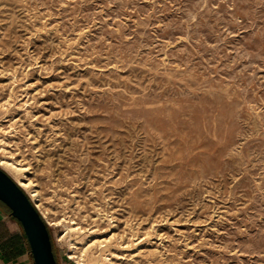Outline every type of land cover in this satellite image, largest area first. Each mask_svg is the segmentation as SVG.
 Instances as JSON below:
<instances>
[{
  "label": "rangeland",
  "instance_id": "374dc122",
  "mask_svg": "<svg viewBox=\"0 0 264 264\" xmlns=\"http://www.w3.org/2000/svg\"><path fill=\"white\" fill-rule=\"evenodd\" d=\"M1 162L57 264H264V0H0Z\"/></svg>",
  "mask_w": 264,
  "mask_h": 264
},
{
  "label": "water",
  "instance_id": "95a60500",
  "mask_svg": "<svg viewBox=\"0 0 264 264\" xmlns=\"http://www.w3.org/2000/svg\"><path fill=\"white\" fill-rule=\"evenodd\" d=\"M0 202L10 211L24 231L34 264H57L47 226L30 198L0 168Z\"/></svg>",
  "mask_w": 264,
  "mask_h": 264
},
{
  "label": "crops",
  "instance_id": "0c3cea01",
  "mask_svg": "<svg viewBox=\"0 0 264 264\" xmlns=\"http://www.w3.org/2000/svg\"><path fill=\"white\" fill-rule=\"evenodd\" d=\"M16 223L19 222L0 205V264H34L31 252L18 242L19 238L11 230Z\"/></svg>",
  "mask_w": 264,
  "mask_h": 264
},
{
  "label": "bare ground",
  "instance_id": "6f19581e",
  "mask_svg": "<svg viewBox=\"0 0 264 264\" xmlns=\"http://www.w3.org/2000/svg\"><path fill=\"white\" fill-rule=\"evenodd\" d=\"M155 71V70H154ZM191 85V84H190ZM200 88V87H199ZM225 93V92H224ZM222 96V95H221ZM228 105V104H227ZM155 107V106H154ZM0 166L5 168V169H8L12 172H14L15 174H17V179H16V182L18 184V186L20 188H22L23 190L29 192L30 194V198L35 202V205H36V208L38 211L41 212V214L43 215L44 218H46L45 216V213L42 211L41 209V204H40V200H39V194L37 193V191L35 190H32V184L29 182V183H25L23 182L21 179H20V176H22V170L17 168L16 166H14L13 164H9L7 162H1L0 163ZM50 225H55L54 223H50ZM68 232H75L76 230H79V229H76V228H67ZM103 243L102 242H99V241H94L93 243L89 244L86 249L82 250L81 251V254L79 256L76 257L77 259V262L79 264H85V262L87 261V259L91 256L89 253H88V249L91 248V247H97L99 248ZM109 247V246H108ZM135 247V246H134ZM72 249L74 250L75 247H72ZM77 249V248H76ZM101 249V248H100ZM101 252V250H100ZM104 254L100 255L103 257ZM74 258V256L72 257ZM101 258V257H100ZM104 259V258H103ZM106 259V258H105ZM104 259V260H105ZM97 261V260H96ZM99 262V258H98V261Z\"/></svg>",
  "mask_w": 264,
  "mask_h": 264
},
{
  "label": "trees",
  "instance_id": "16d2710c",
  "mask_svg": "<svg viewBox=\"0 0 264 264\" xmlns=\"http://www.w3.org/2000/svg\"><path fill=\"white\" fill-rule=\"evenodd\" d=\"M46 224V223H45ZM47 226V225H46ZM47 229H48V227H47ZM51 242H52V240H51ZM52 246H53V243H52ZM54 256H55V254H54ZM56 259V258H55Z\"/></svg>",
  "mask_w": 264,
  "mask_h": 264
}]
</instances>
